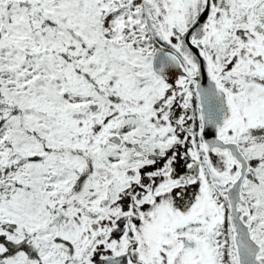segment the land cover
<instances>
[{"label": "snow or ice", "instance_id": "1", "mask_svg": "<svg viewBox=\"0 0 264 264\" xmlns=\"http://www.w3.org/2000/svg\"><path fill=\"white\" fill-rule=\"evenodd\" d=\"M0 264H264V0H0Z\"/></svg>", "mask_w": 264, "mask_h": 264}]
</instances>
